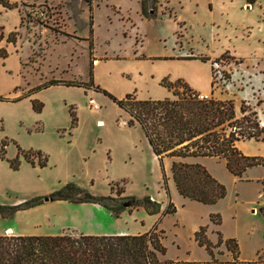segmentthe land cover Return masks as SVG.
I'll list each match as a JSON object with an SVG mask.
<instances>
[{
	"label": "crops",
	"instance_id": "crops-1",
	"mask_svg": "<svg viewBox=\"0 0 264 264\" xmlns=\"http://www.w3.org/2000/svg\"><path fill=\"white\" fill-rule=\"evenodd\" d=\"M16 1L18 0H8L14 5L11 9L0 4V26L3 27L4 34L0 47L7 53L5 58H0V97L7 99L0 101V141L3 138L8 140L4 148L6 160L16 159L19 147L23 151L40 152L46 156V164L40 167L19 156L18 168L12 170L6 160L0 159V204L17 205L33 197L49 195L68 183L75 184L94 196L116 197L111 191V185L117 184L121 189V197L148 196L151 201L159 203L163 211L169 200L162 188L159 161L141 127L137 123L127 124L131 118L125 111L92 87L59 83L34 91L33 88L44 82L40 79L35 81L36 77L31 78V75L26 78L28 85L13 94V90L23 86L25 82V78L19 74L22 53L17 52L12 45L16 44V39L14 43L5 41L10 33L16 35L15 30L21 25ZM161 2L166 5L168 10L163 11L169 16L180 9L179 2L174 0ZM192 2L189 13L198 23V31L196 41H192L195 46L194 54L189 56L200 65L201 79L204 82L212 80L213 62L219 63V81L224 82L225 74L234 66L235 61L241 66L242 62L264 59V0H256L253 4H248L246 0ZM158 3L159 0L156 15H162L165 12L158 10ZM113 6L121 9L119 4ZM90 15L93 20L94 9H91ZM82 18L80 16L79 21L85 24L86 21ZM7 23L9 27L6 26ZM89 28L87 35L81 30L77 34L81 39L78 44L84 46L86 43L88 53L89 42L93 39L92 35L89 36ZM70 45L72 48L75 46L73 43ZM91 51L93 52V47ZM50 56L51 54L46 61ZM201 58L206 61H201ZM61 61L65 66L68 60L65 57ZM100 63L98 59L94 61L93 77L94 67L98 68ZM97 82L94 78L93 85L98 86ZM103 88L109 87L106 85ZM200 95L208 96V92L202 91ZM97 98L101 99L103 107ZM89 99L100 106L98 111L90 109ZM32 101L41 104L39 112L33 110ZM70 111L75 119L74 124ZM25 114L29 120H25ZM234 114L236 117L235 109ZM11 122L14 130L9 131ZM260 146L264 145L255 140L238 141L235 144L236 149L245 157L264 158V152L258 151ZM173 161L196 163L193 158L163 159L169 195V181L175 189L170 171ZM160 216L161 213L149 215L143 208H134L116 217L96 204L44 201L8 217L0 216V236L5 233L13 236H57L63 230H70L75 236L142 235L153 230L156 232Z\"/></svg>",
	"mask_w": 264,
	"mask_h": 264
},
{
	"label": "rangeland",
	"instance_id": "rangeland-1",
	"mask_svg": "<svg viewBox=\"0 0 264 264\" xmlns=\"http://www.w3.org/2000/svg\"><path fill=\"white\" fill-rule=\"evenodd\" d=\"M51 1H16L22 21L15 30L16 44L12 45L22 53L19 74L25 82L15 88L13 94L28 85L29 75L44 83L51 78L63 83L88 82L89 67L98 59L101 63L98 68L94 67L92 79L117 99L127 94L138 100L172 98V91L162 82L174 85L181 81L199 95L207 91V98L232 102L242 130L254 124L258 129L264 128V59L242 62L241 66L235 61L225 74L224 82L218 77L215 79L213 74L211 81L204 82L200 65L189 56L194 54L192 41H196L198 31V23L189 13L192 0H174L179 2L180 9L170 16L166 5L159 0L158 10L165 13L148 18L141 13V0L91 1L94 56L91 50L88 53L86 43L78 44L79 31L87 35L89 28L91 11L85 1ZM113 4H119L121 9H115ZM80 16L85 24L79 21ZM70 43L75 46L72 48ZM49 54L51 58L46 61ZM65 57L68 61L64 66L61 60ZM64 78L66 80H61ZM106 85L108 89L103 88ZM100 100L97 98L103 107ZM241 109L245 113H241ZM25 120H29L27 114ZM12 130L11 122L9 131ZM255 141L264 145V133ZM258 151L263 153L264 146L258 147ZM193 159L223 185L225 195L213 205H203L179 196L169 181L168 200L175 212L161 213L156 223V233L163 232L160 244L164 252L158 254L159 261L162 264L231 263L237 252V264H264V221L258 212L259 207L264 206V166L246 168L236 177L227 171L223 160ZM214 215L218 216V224L211 218ZM198 227H205V238L213 246L211 254L193 238ZM62 234L74 233L63 230ZM5 236L13 235L5 233ZM219 236L221 243L217 244ZM228 239L235 241L236 249H227L224 241Z\"/></svg>",
	"mask_w": 264,
	"mask_h": 264
},
{
	"label": "trees",
	"instance_id": "trees-1",
	"mask_svg": "<svg viewBox=\"0 0 264 264\" xmlns=\"http://www.w3.org/2000/svg\"><path fill=\"white\" fill-rule=\"evenodd\" d=\"M91 11V1L84 0ZM256 0H246L253 4ZM158 0H141V13L152 17L157 13ZM2 7H14L8 0H0ZM92 17L89 15V36L92 35ZM4 39L3 27L0 26V43ZM7 43L15 42V33H10L5 39ZM89 49H92L91 41ZM7 56L6 50L0 47V58ZM201 61H206L201 58ZM87 83H63L50 80L33 88L34 91L63 84L89 88L101 93L115 105L125 111L130 120L128 125L137 123L154 155L157 157L162 174V188L168 196L167 177L163 169L164 158H197L210 157L224 161L225 168L233 176H240L249 167L264 166V158L245 157L235 147L236 142L257 140L264 128L258 129L257 124L247 126V132L241 129L234 114L233 104L230 101H220L213 98L199 99V94L192 91L181 81L176 84L162 85L172 91V98L162 100H136L132 94L117 99L105 90L93 85L92 66L87 72ZM7 99L0 97V101ZM35 112H39L41 104L32 101ZM241 113H245L241 109ZM71 113L72 124L75 119ZM248 122L249 118L244 117ZM233 129V130H232ZM8 144L7 138L0 141V159H5L4 148ZM21 156L30 164L36 163L40 167L46 164V156L38 151H23L17 147V156L14 160H6L12 170L18 168V157ZM171 178L177 193L188 200L203 205H213L225 195L223 185L218 183L207 170L197 163L172 162ZM264 181L262 192L264 195ZM111 191L116 195L94 196L75 184L68 183L53 191L49 195L37 196L25 200L17 205L0 204V216L8 217L14 212L27 210L44 201H66L70 203H90L99 205L116 217L124 211L134 208H143L149 215L158 213L172 214L175 208L169 202L161 211V205L151 201L148 196L141 198L133 196L121 197V189L117 184L111 185ZM258 212L264 221V206ZM216 224L218 216H211ZM162 231L155 230L142 235L121 236H85L61 234L57 236H0V264H162L158 254L164 252L160 244ZM194 240L199 247H204L211 254L213 247L205 238V227H200L194 234ZM221 243L219 236L218 243ZM229 250L236 249L235 241H224ZM233 262L219 264H237L236 256ZM212 257V256H211ZM212 261L211 264H215ZM167 264H173L167 262ZM217 264V263H216Z\"/></svg>",
	"mask_w": 264,
	"mask_h": 264
},
{
	"label": "built area",
	"instance_id": "built-area-1",
	"mask_svg": "<svg viewBox=\"0 0 264 264\" xmlns=\"http://www.w3.org/2000/svg\"><path fill=\"white\" fill-rule=\"evenodd\" d=\"M212 74H213V77L215 79L217 77L220 79L221 74H220V70H219V63H217V62L212 63ZM198 98L199 99H207V96L199 95ZM88 106L90 107V109L92 111H98L100 109V106L93 99L88 100Z\"/></svg>",
	"mask_w": 264,
	"mask_h": 264
}]
</instances>
